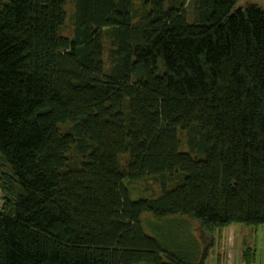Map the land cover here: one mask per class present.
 Returning a JSON list of instances; mask_svg holds the SVG:
<instances>
[{
	"label": "trees",
	"instance_id": "trees-1",
	"mask_svg": "<svg viewBox=\"0 0 264 264\" xmlns=\"http://www.w3.org/2000/svg\"><path fill=\"white\" fill-rule=\"evenodd\" d=\"M236 2L0 0V264H205L264 225V11Z\"/></svg>",
	"mask_w": 264,
	"mask_h": 264
},
{
	"label": "rangeland",
	"instance_id": "rangeland-1",
	"mask_svg": "<svg viewBox=\"0 0 264 264\" xmlns=\"http://www.w3.org/2000/svg\"><path fill=\"white\" fill-rule=\"evenodd\" d=\"M188 1L189 0H184L185 3H188ZM247 4H256L264 11V0H237L234 9L244 10ZM97 52L100 59V65L97 68V71L101 72L107 64V57L104 48L101 46L97 47ZM142 227L144 231L148 233L146 223H142ZM263 230L264 225L255 228L243 224H232L222 230H216L210 236V251L213 253L224 252L225 255L229 254V256L231 254L232 260L231 258H228L227 261L234 264L240 257L239 250L244 248L245 245L252 247L253 249H259V244H261L262 241L261 231ZM193 232L194 234L197 233L195 230ZM211 252L210 256L206 259L205 264H210Z\"/></svg>",
	"mask_w": 264,
	"mask_h": 264
},
{
	"label": "crops",
	"instance_id": "crops-1",
	"mask_svg": "<svg viewBox=\"0 0 264 264\" xmlns=\"http://www.w3.org/2000/svg\"><path fill=\"white\" fill-rule=\"evenodd\" d=\"M261 233H262L261 234L262 241H261V244H259L260 245L259 249L257 250V249H253L252 247H250L251 250L254 251L253 252L254 253V260H253L254 262L252 264H262L264 262V230L261 231ZM232 235H233V233H232ZM230 242H231V240H230ZM246 247H248V246L245 245L244 248H241L239 250L240 257H239L238 261L234 264H238V262H240V260H242V252ZM211 253L212 254H211L210 264H232V263H229L227 261L228 258H231V254L229 256V254L225 255L224 252L220 253V255H218L219 253H217V252L216 253L211 252ZM209 256H210V253H209ZM231 260H232V258H231Z\"/></svg>",
	"mask_w": 264,
	"mask_h": 264
},
{
	"label": "built area",
	"instance_id": "built-area-1",
	"mask_svg": "<svg viewBox=\"0 0 264 264\" xmlns=\"http://www.w3.org/2000/svg\"><path fill=\"white\" fill-rule=\"evenodd\" d=\"M0 207H1V202H0ZM238 264H246V262L242 259L240 260V262H238ZM262 264H264V262Z\"/></svg>",
	"mask_w": 264,
	"mask_h": 264
}]
</instances>
